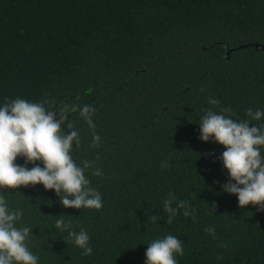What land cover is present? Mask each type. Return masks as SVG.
<instances>
[{"label": "trees", "instance_id": "trees-1", "mask_svg": "<svg viewBox=\"0 0 264 264\" xmlns=\"http://www.w3.org/2000/svg\"><path fill=\"white\" fill-rule=\"evenodd\" d=\"M254 43L264 45V0H0V106L17 97L57 112L76 105L72 155L94 162L85 175L103 201L79 210L40 184L0 189L23 212L17 227L33 228L38 264H145L147 245L167 234L183 242L177 264H264V211L222 191L224 148L202 142L198 125L209 98L233 119L264 123L246 115L264 111V48ZM85 105L95 109L97 147ZM170 192L195 222L179 209L166 223ZM61 214L87 231L91 255L55 228Z\"/></svg>", "mask_w": 264, "mask_h": 264}, {"label": "clouds", "instance_id": "clouds-1", "mask_svg": "<svg viewBox=\"0 0 264 264\" xmlns=\"http://www.w3.org/2000/svg\"><path fill=\"white\" fill-rule=\"evenodd\" d=\"M211 106L199 119V139L202 142L212 141L223 146L224 151L218 158L226 170L228 179L221 186L223 192L235 195L238 206L253 205L257 211H264V123L259 126L249 120L233 119L230 108L220 107V101L209 98ZM48 100L30 102L15 98L0 106V189H18L20 187L40 184L52 190L64 208L96 209L103 207L100 192L91 186L85 170L94 166L92 161H82L78 165L73 158L74 146L81 143L80 135L74 129L67 113L76 105H63L60 110H51ZM219 109L216 111L215 109ZM80 116L93 130L92 147L99 145L100 137L95 134L92 116L95 109L89 105L78 107ZM251 120L259 121L264 111L247 110ZM208 154H205L207 156ZM18 157L24 164L16 163ZM40 163L37 164L36 162ZM33 164L29 168L27 165ZM42 165V167H41ZM161 167H169L162 162ZM93 175H102L96 168ZM175 196L168 193L163 201L164 212L168 214L167 224L173 222L179 209L184 216H191L195 222V210L181 200L173 207ZM206 205L209 206L208 203ZM217 207L211 204L214 212ZM23 217L20 209H11L6 198L0 194V264H38V257L28 246L32 229L29 226L17 227ZM161 217L150 216V223H157ZM55 228L67 231V238L83 250V255L92 254L89 246L90 237L83 228L74 230L71 220L65 221L64 215L55 220ZM214 233L213 228L205 229ZM145 264H177L176 255H184L183 242L172 234L152 240L146 247ZM219 258V257H218Z\"/></svg>", "mask_w": 264, "mask_h": 264}, {"label": "water", "instance_id": "water-1", "mask_svg": "<svg viewBox=\"0 0 264 264\" xmlns=\"http://www.w3.org/2000/svg\"><path fill=\"white\" fill-rule=\"evenodd\" d=\"M242 46H245V45H242ZM258 46H259L260 48H264V45H258L257 43H254V44H253V47H254V48H257ZM227 53H228V52H227Z\"/></svg>", "mask_w": 264, "mask_h": 264}]
</instances>
